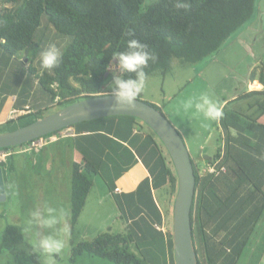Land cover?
<instances>
[{
	"label": "trees",
	"instance_id": "16d2710c",
	"mask_svg": "<svg viewBox=\"0 0 264 264\" xmlns=\"http://www.w3.org/2000/svg\"><path fill=\"white\" fill-rule=\"evenodd\" d=\"M184 2L189 4L186 10L174 6ZM255 2L256 0H0V47L21 61L27 58L30 63L35 56L40 43L34 39V35L44 22L43 17L47 20L43 25L45 28L70 37V42L62 50L63 56L58 67L51 71L39 72L30 64L27 66L49 102L44 108L36 109L33 113L6 121L8 130L46 115L51 107L57 110L84 97L112 92L110 85L114 76L135 79V73H122L120 69L113 75L109 72L111 63L115 61L112 59V53L127 51V43L131 39L146 45L147 50L154 56L143 68L145 78L156 69L165 71L173 57L190 62L204 58L217 51L234 30L251 19ZM261 91L264 89L249 90L247 93ZM141 97L142 92L136 98ZM151 104L161 110L158 105ZM107 117H123L140 123L137 121L140 119L132 115ZM231 117L234 121L225 119L222 126V140L226 142L229 128L238 130V134L241 133V121L234 114ZM21 118L25 120L20 122ZM248 119L250 120L246 127L248 126L253 134H258L260 129H264V123L249 116ZM151 131L154 133L152 129ZM159 141L165 152L160 157L161 176L168 183L174 198L177 190L174 165L165 146L160 139ZM245 143L249 149H255V145ZM225 146L226 144L223 147ZM227 151L231 160L228 157L223 159L224 149L220 151L218 148L214 155L206 158L201 164L191 156L195 174V194L190 222L198 264H225L230 259V264H235L254 230V222L247 225L245 221L239 223L238 215L240 205L245 204L246 200L250 201L252 209L255 210L253 200L255 191L259 189L253 179L254 175L239 164L240 159L234 157L239 153L232 154ZM9 158L1 162L0 167L7 165ZM217 159V165L225 166L224 172L217 175L200 172L206 163ZM97 172L95 166L85 157L71 164V227L77 221L92 187L89 175ZM224 173H231L235 183L234 191L230 195L223 194L222 191V187L228 188L227 181L221 178ZM246 182L251 183L255 191L250 192L247 197L244 194L239 196L242 194L239 192L240 187ZM246 227V237L238 239L240 230ZM129 240L123 234L102 232L91 240L72 243L69 260L75 262L79 255L88 254L115 264H146L140 262L139 258L128 250L126 245ZM22 243L23 236L19 227L7 224L1 235L0 248L21 254L24 253L22 247L19 248ZM228 248L229 256L225 258ZM168 249L170 258L167 264H174L172 229L168 233ZM27 253L34 262L38 261V255L31 253L30 245Z\"/></svg>",
	"mask_w": 264,
	"mask_h": 264
},
{
	"label": "crops",
	"instance_id": "0c3cea01",
	"mask_svg": "<svg viewBox=\"0 0 264 264\" xmlns=\"http://www.w3.org/2000/svg\"><path fill=\"white\" fill-rule=\"evenodd\" d=\"M51 32L54 33L53 30ZM29 64L33 67L32 62L28 63L27 59L21 61L0 47V125H4L10 119L33 113L36 109L48 105L49 101L45 92L27 69ZM36 70L42 71L40 67ZM259 77L262 79H253L252 82L248 83V86L258 85L260 82L259 84L263 87L257 90H263L264 68ZM249 87L248 90H251ZM26 106L29 107V111L23 112L22 110ZM244 117L247 121L239 122L241 135L238 134V130L229 128L228 141L222 140L223 146L226 144L223 159L228 157L227 150L234 154L235 152L239 153L238 156L234 157L240 159L239 164L254 175L253 179L259 189L255 191L249 182L240 187L239 192L242 194L239 196L244 194L247 197L250 192H256L253 200L255 210L252 209L253 205L250 201L246 200L245 204L240 205L238 222L245 221L246 225L254 222L255 226L252 233L257 232L255 233L257 237H254L252 233L250 234L235 264H264V129H260L258 134H253V131L248 126L246 127L250 119L248 116ZM255 119L264 123V115H260V113ZM64 129L69 130L67 135L59 136L58 139H70L77 144L78 148L88 151V157L98 158V160L105 159L109 168L118 170L112 175L109 185L107 184V189L93 191V187H91L77 221L72 227L70 226V173L66 198L65 196L63 199L58 198L54 204H49L55 205V207L60 204L61 208L68 210L66 222L69 232L71 233L75 225L80 224L82 232L79 233V241L91 240L96 237L98 231H101L99 229H112L113 217L119 218L120 222L117 227L120 232L116 234H123L130 239L128 243L134 242L136 244V248L131 252L139 258L140 262L167 264L170 258L168 233L172 229L174 198L168 183L161 176L162 163L160 157L165 152L160 141H158L159 138L154 135L151 129H144L140 123L123 117H100L81 121ZM58 139L53 142L58 141ZM53 142L47 143L43 147ZM245 142L255 145V151L249 149ZM216 150L217 148L207 157L203 155V161L214 155ZM242 150L249 151V153L244 154ZM29 153L13 154L7 165L1 167L3 184L6 177L9 179V174L14 171V164L19 165L23 162L24 155ZM88 157L85 158L88 160ZM192 157L198 159V157ZM228 159L231 160V157L229 156ZM73 161L77 160H71L68 157L64 164L71 168ZM230 174L224 173L221 177L222 180L227 181L228 188L222 187L223 194L227 195L234 191L235 186ZM116 188L118 190H115ZM30 204L33 205V202ZM35 206L39 208L42 207V204L36 202ZM247 230V227L241 229L238 239L246 237ZM253 243L255 244L250 250L254 253L249 254L247 248ZM26 244L28 243H22L20 247ZM228 252L229 248L225 251V258L229 256ZM243 257L247 258L244 259ZM99 258L96 256L85 257L84 254H81L74 263L103 264ZM230 260H227L225 264H230ZM38 263L36 262V264Z\"/></svg>",
	"mask_w": 264,
	"mask_h": 264
},
{
	"label": "rangeland",
	"instance_id": "374dc122",
	"mask_svg": "<svg viewBox=\"0 0 264 264\" xmlns=\"http://www.w3.org/2000/svg\"><path fill=\"white\" fill-rule=\"evenodd\" d=\"M43 18L44 22L34 35V39L40 43L31 61L36 69L40 67L37 60L38 53L48 42H55L60 39L57 41V45L62 50L70 42L68 35L52 33L45 28L43 25L47 23V20L45 17ZM263 68L264 0H256L251 19L234 30L221 43L217 51L195 62L173 57L165 71L156 69L148 74L145 78L141 98L161 108V111L181 134L190 155L198 157L196 160L201 164L204 159L203 155L205 157L211 155L215 148L220 149V151L224 149L222 126L225 119L233 120L231 115L234 114L241 122H244L247 121L244 116L255 118L259 113L264 115L262 112L264 109V91L247 93L249 92L248 83L252 82L253 79L258 80ZM118 69L116 61H113L109 67V72L113 75ZM259 83L258 85H250L249 89L256 91L259 88L262 89L263 86ZM201 94H207L219 103L224 112L222 119L209 121L194 107L187 109L184 107L188 99H198ZM55 109V107H51L48 113ZM24 120L21 118L20 122ZM140 120L137 121L141 123L144 129H150L144 121ZM7 130V124L0 125V133ZM68 131V129H61L56 135L60 136ZM242 153L248 154L249 151L242 150ZM88 154V151L81 150L70 139L60 138L36 153L24 155L25 158L19 165L15 163L14 171L9 174V179L6 177L4 182V198L0 199V239L7 224H16L21 230L22 222L28 218L31 211L36 209V202L41 203L42 207L45 205L55 207V205L49 204H54L58 198L63 199L64 196L66 198L71 168H68L64 162L68 157L71 160H80L82 157H88ZM88 160L98 171L89 175L92 180L93 191L107 189V184L109 185L112 175L118 170L109 168L105 159L98 160V158L89 156ZM230 164L233 165L232 162ZM10 185L11 187H9ZM31 202L33 205L30 204ZM58 206L61 208L60 204ZM113 220L112 229L99 230L112 233L120 232L117 227L120 222L119 218L113 217ZM80 232H82V227L77 224L71 233L69 232L64 237L66 247L62 255L56 258V264H84L69 260L71 244L79 241ZM98 232L97 235L100 234ZM21 233L23 243H28L22 247L24 253L15 254L14 252L11 253V250L0 248V264H36L28 257L29 237L22 231ZM255 233L257 232L252 233V235L257 237ZM254 244L247 248V253H254L250 250ZM126 246L130 251L136 248L134 242L127 243ZM19 248L21 249V247ZM99 259H101L99 261H103V264H115L103 258ZM37 262L41 264L39 257Z\"/></svg>",
	"mask_w": 264,
	"mask_h": 264
},
{
	"label": "water",
	"instance_id": "95a60500",
	"mask_svg": "<svg viewBox=\"0 0 264 264\" xmlns=\"http://www.w3.org/2000/svg\"><path fill=\"white\" fill-rule=\"evenodd\" d=\"M132 105H118L112 92L84 97L29 123L1 132L0 147L21 144L75 123L100 117L132 115L141 119L165 146L176 173L177 190L172 210L174 264H198L190 222L195 194V174L190 152L177 128L160 109L142 98H135ZM1 198H4V184L0 167Z\"/></svg>",
	"mask_w": 264,
	"mask_h": 264
},
{
	"label": "clouds",
	"instance_id": "9594fccd",
	"mask_svg": "<svg viewBox=\"0 0 264 264\" xmlns=\"http://www.w3.org/2000/svg\"><path fill=\"white\" fill-rule=\"evenodd\" d=\"M174 6L177 9L186 10L189 4L187 2L176 3ZM62 56L63 51L57 43L48 42L38 53L39 66L42 70L51 71L58 67ZM112 59L116 61V67L122 73H135L136 75L135 79H125L119 75L114 76L110 85L118 105L133 106V100L142 92L145 85L143 68L150 59H154V56L147 50L146 45L131 39L127 43V51L113 52ZM184 107L186 109L194 107L209 121L220 120L224 116L219 103L207 94H201L198 99H188ZM67 215L68 210L66 208L45 205L31 211L28 218L22 222L21 231L29 237L31 253L38 255L41 264H56V258L64 252L66 247L64 237L69 234V227L66 222Z\"/></svg>",
	"mask_w": 264,
	"mask_h": 264
},
{
	"label": "built area",
	"instance_id": "2783aa9c",
	"mask_svg": "<svg viewBox=\"0 0 264 264\" xmlns=\"http://www.w3.org/2000/svg\"><path fill=\"white\" fill-rule=\"evenodd\" d=\"M52 86H55V84H52ZM29 111V107L26 106L23 110ZM67 135V132H64V134H61L60 136ZM59 136L54 134H45L39 137H36L34 139L28 140L24 143L19 144L17 147L14 146H6V147H0V163L7 161L9 157H11L15 153H21V152H35L38 151L41 147H43L45 144L53 142L58 139ZM218 159L214 162H208L206 165L201 168L200 172H208L212 173L214 175L220 174L221 172H224L226 170L224 165H217ZM115 190H118L116 188ZM161 227L160 225L158 226Z\"/></svg>",
	"mask_w": 264,
	"mask_h": 264
}]
</instances>
